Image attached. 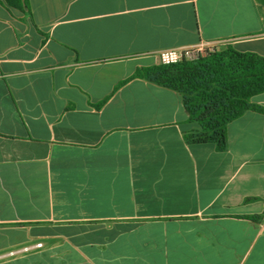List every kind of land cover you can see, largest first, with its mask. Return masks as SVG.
I'll use <instances>...</instances> for the list:
<instances>
[{
	"label": "crops",
	"instance_id": "crops-1",
	"mask_svg": "<svg viewBox=\"0 0 264 264\" xmlns=\"http://www.w3.org/2000/svg\"><path fill=\"white\" fill-rule=\"evenodd\" d=\"M201 41L264 56V0H0V264H264V114L189 143L134 77Z\"/></svg>",
	"mask_w": 264,
	"mask_h": 264
},
{
	"label": "trees",
	"instance_id": "trees-1",
	"mask_svg": "<svg viewBox=\"0 0 264 264\" xmlns=\"http://www.w3.org/2000/svg\"><path fill=\"white\" fill-rule=\"evenodd\" d=\"M134 77L180 95L188 121L198 125L196 130L185 133L189 143L211 142L223 150L230 121L246 110L264 114V107L251 101L264 91V56L231 45L195 59L140 68Z\"/></svg>",
	"mask_w": 264,
	"mask_h": 264
},
{
	"label": "built area",
	"instance_id": "built-area-1",
	"mask_svg": "<svg viewBox=\"0 0 264 264\" xmlns=\"http://www.w3.org/2000/svg\"><path fill=\"white\" fill-rule=\"evenodd\" d=\"M220 45L219 41H201L192 47L170 48L158 54L160 63L175 64L182 59L191 60L214 52ZM40 244V243H39Z\"/></svg>",
	"mask_w": 264,
	"mask_h": 264
},
{
	"label": "rangeland",
	"instance_id": "rangeland-1",
	"mask_svg": "<svg viewBox=\"0 0 264 264\" xmlns=\"http://www.w3.org/2000/svg\"><path fill=\"white\" fill-rule=\"evenodd\" d=\"M222 47H224V45H219V46H218V48H222Z\"/></svg>",
	"mask_w": 264,
	"mask_h": 264
}]
</instances>
